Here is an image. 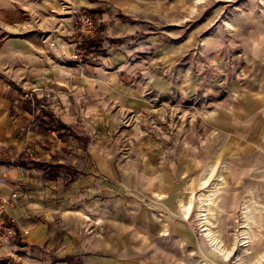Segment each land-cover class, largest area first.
<instances>
[{"label":"crops","instance_id":"obj_1","mask_svg":"<svg viewBox=\"0 0 264 264\" xmlns=\"http://www.w3.org/2000/svg\"><path fill=\"white\" fill-rule=\"evenodd\" d=\"M181 7V0H0V14L31 16L0 39V197L15 194L0 264L158 258L161 227L144 204L146 173L126 166L132 158L112 137L129 132L120 116L142 114L150 95L176 88L162 72L175 73L192 42H176L159 21L175 20ZM73 10L96 21L102 40L103 52L83 65L64 64L74 50Z\"/></svg>","mask_w":264,"mask_h":264},{"label":"rangeland","instance_id":"obj_2","mask_svg":"<svg viewBox=\"0 0 264 264\" xmlns=\"http://www.w3.org/2000/svg\"><path fill=\"white\" fill-rule=\"evenodd\" d=\"M181 1L179 17L159 21L192 42L162 72L176 88L120 116L129 132L112 137L146 173L144 204L161 227L149 264H264V0ZM14 22L31 16L0 14V39Z\"/></svg>","mask_w":264,"mask_h":264},{"label":"built area","instance_id":"obj_3","mask_svg":"<svg viewBox=\"0 0 264 264\" xmlns=\"http://www.w3.org/2000/svg\"><path fill=\"white\" fill-rule=\"evenodd\" d=\"M73 37L72 46L74 50L68 59L64 62L67 65H83L86 63L87 57L84 54L83 45L94 39L98 33V26L96 21L81 10H73L70 14ZM49 46L52 48L55 46L54 43H50ZM15 197L13 193L10 198L0 197V246L8 243L11 233L10 229L6 224L4 217L6 207L10 204V200ZM27 233L26 231L23 232Z\"/></svg>","mask_w":264,"mask_h":264},{"label":"trees","instance_id":"obj_4","mask_svg":"<svg viewBox=\"0 0 264 264\" xmlns=\"http://www.w3.org/2000/svg\"><path fill=\"white\" fill-rule=\"evenodd\" d=\"M102 52L103 50L101 48L100 40L93 39L86 42V47H85L86 55L100 54Z\"/></svg>","mask_w":264,"mask_h":264},{"label":"bare ground","instance_id":"obj_5","mask_svg":"<svg viewBox=\"0 0 264 264\" xmlns=\"http://www.w3.org/2000/svg\"><path fill=\"white\" fill-rule=\"evenodd\" d=\"M201 199L202 198H198V201H201ZM180 206H181V208L180 209H182V212H183V215H184V217H187L188 215H189V212H190V207H191V203L190 202H188V203H186L185 205L184 204H180ZM202 207L200 206V210H199V212H198V216H200V218H202L206 223H208L209 222V219L208 218H206V214L205 213H203L202 212ZM204 209V208H203ZM204 211H206V210H204ZM208 213V212H207ZM205 214V215H204ZM211 217H212V214H211ZM205 225V224H204Z\"/></svg>","mask_w":264,"mask_h":264}]
</instances>
